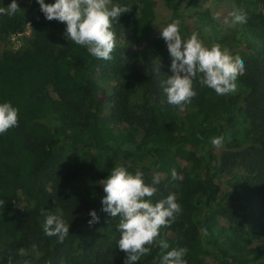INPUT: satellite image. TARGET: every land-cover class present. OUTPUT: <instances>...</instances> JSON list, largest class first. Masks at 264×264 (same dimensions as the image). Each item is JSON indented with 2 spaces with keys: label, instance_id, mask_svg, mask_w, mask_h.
Returning <instances> with one entry per match:
<instances>
[{
  "label": "trees",
  "instance_id": "1",
  "mask_svg": "<svg viewBox=\"0 0 264 264\" xmlns=\"http://www.w3.org/2000/svg\"><path fill=\"white\" fill-rule=\"evenodd\" d=\"M34 1L32 6L17 2L20 10L12 16L0 14V103L19 109V126L0 135L1 263L11 258L12 264H124L126 253L117 246L119 217L102 211L106 193L101 181L117 165L131 174L141 171L149 185L159 173L152 202L174 193L182 209L137 264H161V240L169 244L165 252L187 248V264H212L208 236L223 227L222 221L238 232L248 226L264 231V44L260 56L242 58L245 72L236 80L242 93L218 96L200 85L198 76L197 95L181 110L168 104L163 91L162 81L173 73L166 42L153 33L154 0H117L129 11L113 21L115 39L123 41L116 42L111 60L96 59L69 41L66 24L47 20ZM165 1L177 10L187 0ZM260 3L264 12V0ZM28 23L31 35L22 47L2 49ZM112 78L118 81L115 99L129 82L141 85L143 95L128 110L121 106L109 115L108 95L100 84ZM241 127L251 142L247 147L238 137ZM221 136L228 148L219 155L210 141ZM128 143L137 151L124 149ZM235 169L245 175L232 176ZM226 176L234 202L225 206L219 180ZM21 191L46 211L63 213L70 229L62 243L45 235L41 213L17 206ZM200 198L206 203L203 211ZM93 210L99 222L89 225ZM84 224L90 226L89 238L79 230ZM33 244L39 256L31 251ZM21 248L29 254L20 256Z\"/></svg>",
  "mask_w": 264,
  "mask_h": 264
},
{
  "label": "clouds",
  "instance_id": "2",
  "mask_svg": "<svg viewBox=\"0 0 264 264\" xmlns=\"http://www.w3.org/2000/svg\"><path fill=\"white\" fill-rule=\"evenodd\" d=\"M40 10L49 21L57 20L66 24V38L76 45L85 47L88 53L96 59L111 60L116 47L113 21L128 12L127 6L114 5L112 0H55V3H45L37 0ZM20 10L16 0L7 7H0V14L14 15ZM220 13H214V19H220ZM247 14L235 7L223 23L235 26L245 24ZM154 23V22H153ZM155 25V23H154ZM160 29V35L167 45L171 57L170 70L173 73L162 81L163 91L170 105L184 106L190 104L197 95L194 90V80L199 76V83L215 91L218 96L235 93L236 80L245 72V65L240 56H233L229 49L220 44L211 47L205 45L198 32H193L187 39L180 33V21L174 20ZM19 109L10 102L0 103V135L13 127L19 126ZM224 138L213 137L210 143L220 148ZM171 178L176 180L179 175L175 168L171 169ZM106 196L102 199V211L112 218L119 217L117 230L120 238L118 249L126 253L124 264H137L141 257L150 254V247L160 235V229L170 227L175 222L182 209L177 203L176 195L169 194L167 198L153 203L151 198L157 193L161 175L157 173L152 178V184H146L143 173L136 171L131 174L120 165L115 166L107 179L101 181ZM45 217L42 230L48 237H57L62 243L69 235L70 225L63 219V213L41 209ZM89 215L92 220L89 225L99 222L95 210ZM162 250L161 264H187L184 259L188 252L185 247L169 248V244L159 241ZM31 251L39 256L36 244ZM20 256H27L29 251L19 249ZM8 264H12L9 258ZM25 264H28L25 261Z\"/></svg>",
  "mask_w": 264,
  "mask_h": 264
},
{
  "label": "rangeland",
  "instance_id": "3",
  "mask_svg": "<svg viewBox=\"0 0 264 264\" xmlns=\"http://www.w3.org/2000/svg\"><path fill=\"white\" fill-rule=\"evenodd\" d=\"M21 1H25L31 6L35 2L34 0H16V2ZM2 3V7L7 8L12 3V0H3ZM45 3L52 4L55 3V0H45ZM112 3L118 5L117 0H112ZM154 3L156 17L154 20L155 25L153 23L152 28L155 36H161L159 28L162 29L172 21L179 20L180 33L184 39H187L193 32H198L200 39L203 40L206 46L211 47L213 44H220L222 48L229 49L233 56L238 55L241 59L245 56H260L263 51L264 12L260 0H199L196 4L187 0L177 10H173L165 0H154ZM37 5L40 8L38 2ZM234 7L247 14V22L245 24L231 26L223 23L224 18L228 16ZM217 12L221 14L220 19L213 18L214 13ZM25 31L30 32L28 29ZM26 37L29 36L24 35L21 39L9 37L7 42L2 44V49L16 50L18 41L21 40L24 43ZM122 41L123 39H120L116 42ZM117 83V79L112 78L100 84L106 90V95H108L105 111L109 115L121 106L125 107L124 110H128L129 106L137 103L143 95L141 85L136 82H129L126 89L120 93L121 97L117 100L115 99L118 94L115 91ZM51 91L55 99H58L53 88H51ZM236 93L242 92L237 90ZM242 129L243 127L239 129L240 134L238 137L243 146L247 147L251 145V142L245 140ZM227 146V144H223L218 149V154L220 155L227 149ZM123 148L137 151L136 145L133 143L125 144ZM239 175L243 177L245 175L244 171L235 169L232 176L237 177ZM227 180V176L219 180L222 186L221 202L225 206L234 202L230 197L229 186L225 185ZM16 204L20 209L30 213H41L40 210L46 208L44 204L25 191L18 193ZM205 206V199L200 198L199 210L203 211ZM221 224L223 227L208 236L214 248L207 256V260L210 263L221 264L219 256H223L228 261V264H255V260L264 264V231L262 229L248 226L245 230L238 232L230 229L225 221H222ZM89 229L90 226L86 224L79 226V230H83L87 238L91 235ZM234 255H239L242 259L238 261L233 258ZM0 264H2L1 261ZM17 264H25V262Z\"/></svg>",
  "mask_w": 264,
  "mask_h": 264
},
{
  "label": "built area",
  "instance_id": "4",
  "mask_svg": "<svg viewBox=\"0 0 264 264\" xmlns=\"http://www.w3.org/2000/svg\"><path fill=\"white\" fill-rule=\"evenodd\" d=\"M26 29L30 30V32H26L25 31ZM26 29L22 33H18V34L11 35L12 39H16V38L21 39V38L24 37V35L30 36L31 35V26H30V23L27 24ZM22 45H23V42L21 40L18 41V45H17L16 50H19L22 47Z\"/></svg>",
  "mask_w": 264,
  "mask_h": 264
}]
</instances>
